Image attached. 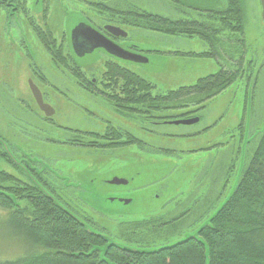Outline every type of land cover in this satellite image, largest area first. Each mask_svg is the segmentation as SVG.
Returning a JSON list of instances; mask_svg holds the SVG:
<instances>
[{
    "label": "rangeland",
    "instance_id": "374dc122",
    "mask_svg": "<svg viewBox=\"0 0 264 264\" xmlns=\"http://www.w3.org/2000/svg\"><path fill=\"white\" fill-rule=\"evenodd\" d=\"M119 2L125 9L123 13L133 20L138 10L174 18L185 9L180 11L167 0ZM192 2L202 9L219 4L218 0ZM242 3L247 14L246 42L235 45L236 54L243 55L242 73L226 90L207 102L205 108L195 112L201 116L198 124L188 125L149 122L144 115H130L101 103L100 97L92 96L79 84L75 66L58 67L59 62L52 66L50 55L30 34L27 22L22 21L24 35L12 30L17 28L19 19L7 20L0 0V136L15 156L28 155L42 160L59 174L64 179H58L64 204L77 215L91 220L93 228L118 242L126 239L121 237L123 229L130 228L121 224L123 222L173 217L191 209L177 225L178 232L166 235L174 238L193 231L213 199L224 197V202L234 190L245 159L258 146L257 140L248 144V139L263 127L261 1L242 0ZM51 7L48 24L55 34L68 28V20L73 23L80 18L76 14L80 7L71 0H51ZM134 22L136 26H121L129 33V39L122 41L151 49L146 52L149 61L137 63L116 56V62L153 83L154 94L191 86L222 68H234L230 53L202 55L211 52V45L199 36L167 34L141 28L140 22ZM227 45H230L228 40ZM239 46L243 48L242 53ZM109 59L99 49L75 57L86 76L101 74L100 77L106 72L105 64ZM32 85L38 87L55 109L54 123H44L42 121H48L46 118L41 121L34 117L40 111ZM183 110L192 112L196 108ZM186 116L184 119H189ZM107 119L117 130L138 138L141 143L97 148L67 141L80 139L71 129L105 132ZM168 151L173 152L167 154ZM0 165L17 175L9 164L0 162ZM113 178L128 183L112 184ZM2 210L0 207L1 215L5 213ZM163 235L152 233L145 239L161 244L165 239ZM125 236L129 237V233ZM139 238L144 239V235ZM18 249L17 240L0 235V251H6L0 258L14 257Z\"/></svg>",
    "mask_w": 264,
    "mask_h": 264
},
{
    "label": "trees",
    "instance_id": "16d2710c",
    "mask_svg": "<svg viewBox=\"0 0 264 264\" xmlns=\"http://www.w3.org/2000/svg\"><path fill=\"white\" fill-rule=\"evenodd\" d=\"M218 2L211 11L202 9L207 14L197 21H170L139 10L141 17L136 20L141 28L199 36L211 45V52L202 55L230 53L234 68H222L191 86L154 94L153 83L118 62L109 63L102 77L116 79V85L111 87L116 93L118 110L130 115L144 114L149 120L167 124L190 113L183 109L194 107L196 110L192 112H196L205 108L207 102L241 75L243 55L236 54L235 45L246 42L245 7L242 0ZM239 47L242 53L243 48ZM238 56L239 59L234 58ZM75 71L78 78L86 77L79 66ZM127 134L116 129V143L107 147L141 143ZM255 140L258 146L245 159L234 190L224 202V197L213 199L193 231L174 238L166 235L178 232L177 225L192 211L189 208L173 217L123 222L130 228L123 229L121 237L126 239L118 242L93 228L91 220L69 209L63 198L54 194V184L42 173L36 170L28 179L20 178L18 160L0 137V162L18 172L9 173L0 165V207L5 211L0 214V235L19 244L17 254L0 258V264H264V121L248 144ZM158 232L164 233L163 243L154 244L148 241L150 238L145 239ZM127 233L129 237L125 236ZM3 254L5 250L0 251Z\"/></svg>",
    "mask_w": 264,
    "mask_h": 264
},
{
    "label": "flooded vegetation",
    "instance_id": "af4514ba",
    "mask_svg": "<svg viewBox=\"0 0 264 264\" xmlns=\"http://www.w3.org/2000/svg\"><path fill=\"white\" fill-rule=\"evenodd\" d=\"M71 1L74 2L77 7H80V9H78V13H76L77 15H80V18L78 22L73 23L71 22V19L68 20V28L62 30L58 34H55L49 28L48 24L49 18L52 16L51 0H1V4L3 8L2 10L6 14L7 20L10 21L12 17H14V20L19 19V21L16 23L17 28L12 29L15 33L24 35L25 31L22 28V21L27 22L30 28V34L32 33L38 39V42L42 47H44V49H46V51L50 55L53 67L57 65V62L61 63L58 67H78L75 57L85 56L99 49L101 52L106 53L110 58L105 64V70H107L109 63L116 64V44L131 53L140 55L141 59H146L145 61L139 63H147L149 61L146 52H150L151 49L142 48L132 43L124 44L125 42L122 41L129 39V33L121 26H131V24H135L134 20H136L137 17H141L140 15H138V12H135L134 16L137 17L134 18V20L130 17L128 18V14L123 13L125 9L120 6V0ZM167 1L169 3L175 4L176 9H179L180 11L181 8L186 9H183V11L180 13L181 15L177 14L176 16H174V18L158 15L170 21H197L202 17V14H207V12H202V7H197V5L192 2V0ZM57 7L59 6L57 5ZM60 7L63 8L64 4L62 3ZM207 9L208 11H211L212 7H209ZM152 15L153 16L151 17H154L157 14L152 13ZM136 25L137 24L133 26ZM116 27L122 28L127 32V35H117ZM7 29L9 30V26H7ZM104 37L114 44H108L107 41L106 43ZM104 43L111 50H109L105 46H102ZM100 75L101 74H92L90 76L88 75L86 77L78 78L77 80L79 84L83 86L92 96L100 97L101 103L116 108V93L112 90L113 87H111L113 85H116V79L100 77ZM42 97L44 103L48 104V106L52 108L53 114L48 115L46 113V110H43L35 100L40 114L36 112L34 117H39V120L46 118L48 120L46 122L41 120L44 123H54L53 118L56 114V111L52 107L51 103L44 98L43 93ZM50 107L46 108L47 110L52 111ZM185 115H187L189 119L199 118V120L194 124H198L201 121V116L196 115L195 112H190ZM135 116L139 117L140 115L135 114ZM145 117L146 115H144V118ZM179 119H184V116L173 119L166 123L173 124L171 122ZM107 121V129L105 132L100 133L98 131L71 129L75 132V135L80 136L81 140L78 138H74L75 142H72L69 141V138L67 141L71 144L97 148H103L102 146L105 145L106 147L107 145L111 146L112 143H116V125L112 124L110 119H107ZM148 121L149 120L146 119L145 122L148 123ZM149 122L155 123V121L151 119ZM11 153L13 154V152ZM13 156L18 160V165L21 168L20 173L17 172L20 178H22L23 180L24 178L28 179V177H30L31 174L33 175V172L37 170L44 176L48 177V180L54 184L52 185L55 188L54 194L62 197L59 193L60 182L58 181V179H64L59 174L55 173V171L50 166H48L44 161L28 155L17 157L13 154Z\"/></svg>",
    "mask_w": 264,
    "mask_h": 264
},
{
    "label": "water",
    "instance_id": "95a60500",
    "mask_svg": "<svg viewBox=\"0 0 264 264\" xmlns=\"http://www.w3.org/2000/svg\"><path fill=\"white\" fill-rule=\"evenodd\" d=\"M261 1V9H262V19H263V22H264V0H260ZM116 34L117 35H122V36H126L127 35V32L124 31L122 28L120 27H116ZM105 42L107 41L108 44L111 43V44H114L113 42L107 40L105 37ZM106 42V43H107ZM102 46H105L106 48H108L109 50H111L107 45H105V43L102 45ZM114 52V51H112ZM116 56L121 58V59H124V60H128V61H132V62H143L145 61L144 58L141 59V56L140 55H137V54H134V53H131L127 50H125L124 48H122L121 46H119L118 44H116ZM32 91L34 93V96L36 98V101L38 102V104L40 105V107L44 110H46V113L48 115H52L53 114V110L50 106H48V104H45L44 101H43V97H42V93L41 91L38 89L37 86L35 85H32ZM46 107H50L52 111H49L47 110ZM199 120V118H195V119H180V120H175L173 121L172 123L174 124H194L195 122H197ZM110 183L112 184H127L128 181L127 180H124V179H118V178H113Z\"/></svg>",
    "mask_w": 264,
    "mask_h": 264
}]
</instances>
